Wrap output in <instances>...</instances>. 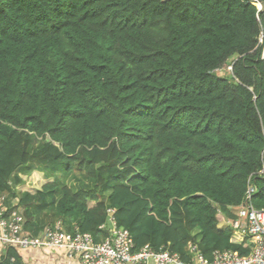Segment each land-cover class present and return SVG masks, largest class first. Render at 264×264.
<instances>
[{"label": "trees", "instance_id": "1", "mask_svg": "<svg viewBox=\"0 0 264 264\" xmlns=\"http://www.w3.org/2000/svg\"><path fill=\"white\" fill-rule=\"evenodd\" d=\"M256 14L249 0H0L5 213L30 237L59 221L101 241L114 208L134 251L248 255L253 238L220 223L248 184L264 209ZM33 171L46 181L30 191ZM56 251L0 244V264Z\"/></svg>", "mask_w": 264, "mask_h": 264}, {"label": "built area", "instance_id": "2", "mask_svg": "<svg viewBox=\"0 0 264 264\" xmlns=\"http://www.w3.org/2000/svg\"><path fill=\"white\" fill-rule=\"evenodd\" d=\"M252 3L257 6L256 17L262 26L260 42L264 57V4L260 0ZM253 191L255 186L248 184L246 201L238 207L236 217L226 221L236 231L253 238V246L246 256L230 250L215 251L208 260L193 243H188L190 262L183 261L176 252L164 248L154 250L149 245L133 251L132 236L126 228L117 225L112 208L107 210L106 221L100 226L107 232L101 241H95L88 233L65 234L59 221L46 226L39 240L23 232L22 216L18 212L5 213L3 195L0 196V244L65 248L69 254L79 256L82 264H264V209L255 208L247 201Z\"/></svg>", "mask_w": 264, "mask_h": 264}, {"label": "crops", "instance_id": "3", "mask_svg": "<svg viewBox=\"0 0 264 264\" xmlns=\"http://www.w3.org/2000/svg\"><path fill=\"white\" fill-rule=\"evenodd\" d=\"M39 173H41V172L35 171L32 174V176L37 177V174H39ZM227 220H229V219H226L225 221L221 222L220 226L225 225ZM59 251H62V252H59ZM231 251H233V250H231ZM53 257L55 258V260L48 259V257H47L46 262H44V263H40L41 262L40 258L37 257V260L35 261L34 259H32L31 263L32 264H80L79 260L76 257H72V258L68 257L63 250H57L55 255L54 254L51 255V258H53Z\"/></svg>", "mask_w": 264, "mask_h": 264}, {"label": "bare ground", "instance_id": "4", "mask_svg": "<svg viewBox=\"0 0 264 264\" xmlns=\"http://www.w3.org/2000/svg\"><path fill=\"white\" fill-rule=\"evenodd\" d=\"M261 2H262V4H264V2L262 1V0H260ZM249 2L252 4V5H254V6H256L254 3H252V0H249ZM256 8H257V6H256ZM261 36V35H260ZM259 40H260V38H259ZM264 58V57H263ZM247 190H248V186H247ZM247 190H246V192H245V195H244V197H243V199H242V201H241V203L238 205V206H236V211H237V209H238V207L242 204V203H244L245 201H246V194H247ZM254 192V191H253ZM252 192V193H253ZM252 193H251V196H252ZM251 196H250V200H247V201H249L251 204H252V202H251ZM253 205V204H252ZM254 206V205H253ZM256 208V207H255ZM112 209H114V208H112ZM115 211V210H114ZM108 214V213H107ZM116 220V219H115ZM117 223V222H116ZM118 225V224H117ZM119 226V225H118ZM120 227H122V226H120ZM60 228H61V231L63 232V233H65V234H71V235H74V234H76V233H81V232H76V233H68V232H66V231H64L63 229H62V227H61V224H60ZM100 228V227H99ZM124 228V227H123ZM128 230V229H127ZM129 231V230H128ZM129 233H130V231H129ZM83 234V233H82ZM88 234H90L91 235V233H88ZM131 234V233H130ZM132 236V235H131ZM94 238V237H93ZM132 240H133V238H132ZM133 245H134V243H133ZM41 247H45V246H41ZM197 247V246H196ZM48 248H51V249H54V250H63L65 253H66V255L68 256V257H70V258H72V257H76L78 260H79V263L80 264H82L81 263V260L79 259V256H77L76 254H69V252L65 249V248H57V247H48ZM160 248H164V249H167V247H165V246H162V247H160ZM159 248V249H160ZM198 248V247H197ZM139 250V249H138ZM168 250V249H167ZM134 251V250H133ZM137 251V250H136ZM215 251H225V250H215ZM215 251H213V252H215ZM231 251V250H230ZM213 252L211 253V256L208 258V257H206L208 260H211L212 259V255H213ZM234 252V251H233ZM202 253V252H201ZM203 254V253H202Z\"/></svg>", "mask_w": 264, "mask_h": 264}, {"label": "rangeland", "instance_id": "5", "mask_svg": "<svg viewBox=\"0 0 264 264\" xmlns=\"http://www.w3.org/2000/svg\"><path fill=\"white\" fill-rule=\"evenodd\" d=\"M259 42H260V40H259ZM227 69L229 70L230 66L227 67ZM34 172L35 171H33L29 176L25 177V183H24L23 188L28 189L30 191H33L36 188H39L41 186V183L46 181V178H45V176L42 173L37 174V177H33L32 174ZM42 233H43V231H42ZM37 238H39V240H40V236H37ZM33 248H37L38 249V248H40V246L39 245H35Z\"/></svg>", "mask_w": 264, "mask_h": 264}]
</instances>
